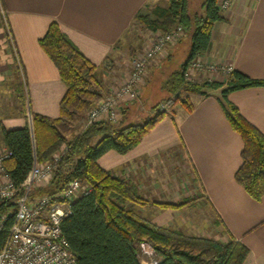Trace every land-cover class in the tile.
Listing matches in <instances>:
<instances>
[{
	"label": "crops",
	"instance_id": "0c3cea01",
	"mask_svg": "<svg viewBox=\"0 0 264 264\" xmlns=\"http://www.w3.org/2000/svg\"><path fill=\"white\" fill-rule=\"evenodd\" d=\"M158 1L165 4L164 0H0V81L11 60L23 72L27 112L57 117L65 86L38 44L48 24H58L96 66V76L108 89L127 75L126 58L132 49L139 50L155 32L135 23V15L149 13ZM221 14L223 19L212 26L207 51L194 59L203 65L193 71L195 80L224 83L232 69L264 78V0H232ZM178 42L167 48L165 58L176 53ZM160 61L148 64L147 81ZM220 90L186 94L191 110L177 103L136 146L124 154L110 150L97 163L127 180L144 199L179 203L188 193L196 198L195 203L177 208L135 206L140 218L216 240H224L227 231L248 250L243 264H264V196L253 199L234 179L242 140L223 113ZM226 99L264 134V86L230 91ZM25 114L3 116L0 125L6 129L28 125Z\"/></svg>",
	"mask_w": 264,
	"mask_h": 264
},
{
	"label": "trees",
	"instance_id": "16d2710c",
	"mask_svg": "<svg viewBox=\"0 0 264 264\" xmlns=\"http://www.w3.org/2000/svg\"><path fill=\"white\" fill-rule=\"evenodd\" d=\"M164 1V5H154L149 13H137L134 17L135 23L151 31L167 32L174 25H179L183 34L189 36L185 59L168 73L161 91L172 96L173 104L177 102L191 110L186 94H205L207 89L221 88L220 106L231 128L242 140L241 162L234 179L250 197L259 200L264 196V134L242 117L236 106L226 99V94L247 87L264 86V78L232 69L224 83L185 82V70L197 56L207 51L212 26L223 19L222 10L217 5L218 0H202L201 12H191L189 0ZM38 44L56 67L65 86L59 101V114L51 118L29 111L32 131L27 124L10 129L0 125L2 144L10 152L3 165L11 182L18 187L32 165L33 156L38 162L47 161L63 143L66 145L48 184L33 188L30 195H54L71 179H79L92 187L91 192L71 202L69 214L60 222L62 236L74 254L76 264H140L138 245L141 242L152 248L157 257L156 264H243L248 250L227 231L224 240L191 236L137 216L126 203L144 205L149 201L140 197L127 180L113 175L97 163V159L110 150L118 154L128 152L170 111L156 109L153 105L156 110L152 116L141 123H133L123 116L126 104L116 122L83 125L72 139H66V120L82 112L100 96L99 89L92 82L96 66L55 21L48 24ZM169 101L170 98L167 99ZM158 204L176 208L183 203ZM14 212L15 203L0 198V249L7 238Z\"/></svg>",
	"mask_w": 264,
	"mask_h": 264
},
{
	"label": "built area",
	"instance_id": "2783aa9c",
	"mask_svg": "<svg viewBox=\"0 0 264 264\" xmlns=\"http://www.w3.org/2000/svg\"><path fill=\"white\" fill-rule=\"evenodd\" d=\"M231 1L218 0L217 5L226 10ZM183 32L179 25L167 32H154L147 48L132 59L131 70L125 78L86 109L84 127L102 121L116 122L122 107L138 99L149 62L156 55L165 53L182 37ZM190 64L184 75L192 74L200 66L195 61ZM65 150L63 143L49 160L42 162L36 161L33 156L32 165L18 187L11 182L3 165L10 152L5 148L0 150V198L15 203L13 220L0 249V264H76L75 256L62 236L60 222L69 214L71 202L91 192L92 187L79 179H71L54 195H30L33 188L48 184ZM142 246L148 247L147 250L143 248L142 253L150 259L140 260V264H156L157 257H153L152 248L147 244Z\"/></svg>",
	"mask_w": 264,
	"mask_h": 264
},
{
	"label": "rangeland",
	"instance_id": "374dc122",
	"mask_svg": "<svg viewBox=\"0 0 264 264\" xmlns=\"http://www.w3.org/2000/svg\"><path fill=\"white\" fill-rule=\"evenodd\" d=\"M201 2H202V0H189V10L191 12H201L202 11ZM156 3L164 5V2L160 3V1H158ZM150 16L152 17V14H150ZM1 21L3 24V20H1ZM5 30L6 29H4V31ZM136 31H138V30H136ZM152 37H153V34L148 38L145 45L144 46L142 45V47L139 50L132 49V52L129 56L130 58H126V60L129 62L128 68H127V74L131 70L132 59L135 57V55L137 53L141 52V50L147 48V46L150 44L149 41L152 40ZM6 39H7V35H6ZM139 39L141 41V37ZM177 42L178 41H175V43L173 45H175ZM6 43H8V45H9V49H10L9 54H13L9 41L7 40ZM189 44H190L189 36L186 33H184V34H182L181 40L178 42V47L176 49L177 51L174 55H172L171 57L169 56V57L165 58L166 55H165V53H163L161 55H156L154 57V59L161 60L160 62H158L159 64H157V66L159 68L157 69L156 72L154 71L152 73V76L150 78H148V81H147V73H145L143 80H142L143 83L141 84V86L139 88L138 99L132 103H129L128 106H125L126 107L125 109L127 110L125 118L127 121H129V122L131 121L133 123H136V122L141 123V122L145 121L148 117L152 116L155 113L156 109H159V110L163 109V110H167L169 112L173 108V106L177 104V102L175 104H173V100H171L172 96L168 95L164 91H161V86H162L164 79L168 75V73L171 72L173 69L177 68L185 59L186 54H187V50L189 48ZM197 63H199V62H197ZM11 64H12V62L10 60L9 70L7 71L6 74H2V80L0 81V118L3 116L12 115V114H24V113H26L25 115L28 117V120H29L28 126L30 127V130L32 131L31 118H30V114H28L29 112H27V106H26L23 72L21 71L20 68H18L17 65L13 66ZM189 65H191V64H189ZM202 67H203V65L200 64V66L197 69H201ZM146 71H147V68H146ZM183 76H184L185 82L193 83V84L194 83H201V82H197V80H195L193 73L190 75L188 74V75H183ZM92 82H93V85H95V87H97L100 91V96L96 100H98L102 96L107 95L110 92L111 88L118 85L117 84V85H114L113 87L106 89L104 87L103 80L99 79L96 76V72L93 75ZM19 83H20V88H18ZM146 83H148V84H146ZM159 87H160V89H159ZM182 97H184V94H182ZM169 98H170V101L167 102V99H169ZM171 101H172V103H171ZM94 102H92L86 109L91 107ZM153 105H156V109H153V107H152ZM178 105H179V103H178ZM86 109H84L82 112H80L78 114L73 115V117L71 119L66 120V123L68 125L67 131L64 132L66 139H72L77 133H79V132H76L74 128L78 127L79 124H82V123L84 124V111ZM34 143H35L34 138L32 137L33 149L35 148ZM2 148L3 147L1 146V140H0V150ZM190 195L191 194L188 193V196L182 198L181 202L176 203V204L183 203L182 205H184V204H189V203H195L196 198L194 196L190 197ZM148 201H149V203L144 204V205H138V204H133L131 202H127L126 206H127V208H129L133 211L136 208L135 206H147V205H155L159 208H174V207H162L158 204V203H166V202H155L152 200H148ZM185 201H187V202H185ZM182 205H180V206H182ZM195 207H197V206H195ZM171 229H173V228H171ZM191 236H195V235H191ZM200 237H202V236H200ZM142 244H145V243L141 242L138 245V247H139L138 256H139V259L143 261V260H147L150 258L147 257L146 254L142 253L143 248L146 250L148 249V247L142 246ZM154 256H156V255L154 254L153 257Z\"/></svg>",
	"mask_w": 264,
	"mask_h": 264
}]
</instances>
